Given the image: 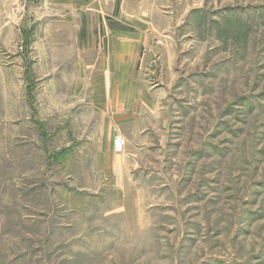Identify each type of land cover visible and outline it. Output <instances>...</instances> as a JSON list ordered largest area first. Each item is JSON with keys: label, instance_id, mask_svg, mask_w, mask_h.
Segmentation results:
<instances>
[{"label": "rangeland", "instance_id": "rangeland-1", "mask_svg": "<svg viewBox=\"0 0 264 264\" xmlns=\"http://www.w3.org/2000/svg\"><path fill=\"white\" fill-rule=\"evenodd\" d=\"M48 2L0 0V264H264V0H181L163 121L111 175Z\"/></svg>", "mask_w": 264, "mask_h": 264}, {"label": "crops", "instance_id": "crops-1", "mask_svg": "<svg viewBox=\"0 0 264 264\" xmlns=\"http://www.w3.org/2000/svg\"><path fill=\"white\" fill-rule=\"evenodd\" d=\"M48 1L66 14L75 34L73 95L86 106L81 134L100 146L98 170L114 174L121 170L115 156L122 152L112 151L113 135L125 137L129 152L132 146L152 144L155 122L163 121L169 94L156 82L173 76L181 40L175 46L170 33L180 21L181 0L173 14L170 0ZM176 70L174 83L181 78Z\"/></svg>", "mask_w": 264, "mask_h": 264}, {"label": "built area", "instance_id": "built-area-1", "mask_svg": "<svg viewBox=\"0 0 264 264\" xmlns=\"http://www.w3.org/2000/svg\"><path fill=\"white\" fill-rule=\"evenodd\" d=\"M112 151L115 153H121L124 151L125 146H126V139L125 137L120 134L116 133L112 137Z\"/></svg>", "mask_w": 264, "mask_h": 264}]
</instances>
